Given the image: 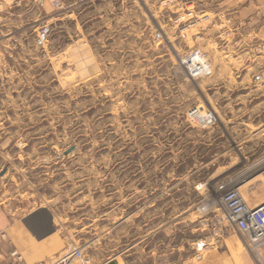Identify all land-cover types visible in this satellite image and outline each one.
Returning a JSON list of instances; mask_svg holds the SVG:
<instances>
[{"label":"rangeland","instance_id":"rangeland-1","mask_svg":"<svg viewBox=\"0 0 264 264\" xmlns=\"http://www.w3.org/2000/svg\"><path fill=\"white\" fill-rule=\"evenodd\" d=\"M17 1L0 0V167L72 217L71 244L91 257L105 247L115 264L151 227L148 264L202 263L220 186L264 201V39L239 11L250 0ZM196 49L210 62L200 78L184 64Z\"/></svg>","mask_w":264,"mask_h":264},{"label":"crops","instance_id":"crops-1","mask_svg":"<svg viewBox=\"0 0 264 264\" xmlns=\"http://www.w3.org/2000/svg\"><path fill=\"white\" fill-rule=\"evenodd\" d=\"M6 1L13 3L16 0ZM50 1L52 0H47V3L51 6ZM196 2L201 5L203 0H188L185 4ZM239 11L248 15L246 25H253L256 34L264 39V0H250L248 5ZM254 12L258 17H249ZM9 38L13 37L9 35ZM231 69L233 71V67ZM26 194L25 189L12 183L9 169L0 167V234L4 235L0 237V251L8 260L15 254H20L23 259L21 264H38L68 250L74 237L78 235L79 227L72 217L60 215L52 206L34 201ZM148 230L150 231L147 234L151 235L148 239L152 240L158 229L150 227ZM164 230L167 231V228ZM147 234L143 239L120 251L119 255L114 257L115 264H148L149 258L151 262L156 261V257L153 259L155 250L153 247H147L148 242L151 243V240H145ZM241 245L247 253L242 254V262L239 263L238 253L242 250ZM97 250L98 252L93 254V262L109 264L112 259L110 249L100 247ZM200 260V264H223V261H226V264H255V259L247 247H244L242 241L239 243L233 233L227 236L224 250L207 247L205 258L202 256ZM0 264H7V260L0 261Z\"/></svg>","mask_w":264,"mask_h":264},{"label":"built area","instance_id":"built-area-1","mask_svg":"<svg viewBox=\"0 0 264 264\" xmlns=\"http://www.w3.org/2000/svg\"><path fill=\"white\" fill-rule=\"evenodd\" d=\"M26 0H18L17 5L21 6ZM35 6L44 7L46 0H30ZM55 8H62L64 2L62 0H53ZM189 16L192 13L187 14ZM185 18V17H183ZM181 21V23H187ZM193 24H185L181 29V36L186 35V30L190 29ZM158 39L163 37L161 32L156 34ZM184 64L189 75L192 78H200L210 68V62L206 54L200 49L193 50L184 59ZM189 115L203 126L213 125L217 121L216 115L212 111L201 110L199 107L189 111ZM222 192L220 202L218 203V212L212 218L213 227L209 231V235L200 239L196 243V250L201 252L205 250L214 240L215 244L222 245L225 236L232 231L238 230L245 237L246 241L254 255L258 264H264V260L259 253V247L264 250V201L257 206H251L243 197L239 187L230 189L220 186ZM0 237H4L0 234ZM0 251V261L7 260V264H21L23 259L20 254H15L12 259L7 257ZM74 261H77L76 263ZM38 264H93L92 257L88 255L84 245L71 244L69 249L54 256L48 261H42ZM108 264V263H103Z\"/></svg>","mask_w":264,"mask_h":264},{"label":"bare ground","instance_id":"bare-ground-1","mask_svg":"<svg viewBox=\"0 0 264 264\" xmlns=\"http://www.w3.org/2000/svg\"><path fill=\"white\" fill-rule=\"evenodd\" d=\"M254 194L256 195V196H259V195H261V193H260V191L259 190H256L255 192H254ZM264 200V199H263Z\"/></svg>","mask_w":264,"mask_h":264}]
</instances>
